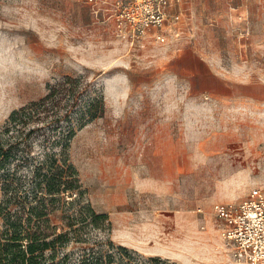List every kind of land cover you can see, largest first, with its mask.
Instances as JSON below:
<instances>
[{"label": "rangeland", "instance_id": "374dc122", "mask_svg": "<svg viewBox=\"0 0 264 264\" xmlns=\"http://www.w3.org/2000/svg\"><path fill=\"white\" fill-rule=\"evenodd\" d=\"M263 4L208 0L173 25L179 37L141 46L89 0H0V129L46 102L24 132L33 156L71 165L76 207L107 214L89 241L166 264H248L213 207L264 193V22L238 19Z\"/></svg>", "mask_w": 264, "mask_h": 264}, {"label": "trees", "instance_id": "16d2710c", "mask_svg": "<svg viewBox=\"0 0 264 264\" xmlns=\"http://www.w3.org/2000/svg\"><path fill=\"white\" fill-rule=\"evenodd\" d=\"M41 104L46 107L43 100L13 111L0 129V264L168 263L107 238L91 242L84 236L87 227L103 230L108 216L87 205L76 207L79 180L55 152L33 156L24 128L35 122L31 114Z\"/></svg>", "mask_w": 264, "mask_h": 264}, {"label": "built area", "instance_id": "2783aa9c", "mask_svg": "<svg viewBox=\"0 0 264 264\" xmlns=\"http://www.w3.org/2000/svg\"><path fill=\"white\" fill-rule=\"evenodd\" d=\"M92 10L103 9L117 34L130 45H143L153 37L165 43L179 37L173 26L186 14L184 0H89ZM214 215L222 223V236L240 262L264 264V193L253 189L238 204L217 203Z\"/></svg>", "mask_w": 264, "mask_h": 264}, {"label": "crops", "instance_id": "0c3cea01", "mask_svg": "<svg viewBox=\"0 0 264 264\" xmlns=\"http://www.w3.org/2000/svg\"><path fill=\"white\" fill-rule=\"evenodd\" d=\"M184 1H185V5H186V8H187V11H186V14L185 15L188 14V11H190V9L192 7H194V9L196 8V10H197V8L202 3H207L208 2V0H184ZM263 7H264V4H263ZM255 16L256 15H254L253 13L249 14L248 16H246V15L243 14V15L238 16V19H239V21L241 19H244V20H247V21H249V20L250 21H256V20H258L260 22H264V14L259 15L257 19L255 18Z\"/></svg>", "mask_w": 264, "mask_h": 264}]
</instances>
